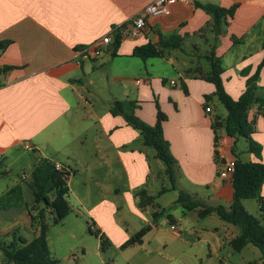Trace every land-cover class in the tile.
<instances>
[{
	"label": "crops",
	"instance_id": "1",
	"mask_svg": "<svg viewBox=\"0 0 264 264\" xmlns=\"http://www.w3.org/2000/svg\"><path fill=\"white\" fill-rule=\"evenodd\" d=\"M149 1L0 0V43L4 44L0 69H6L0 78L2 169L9 174L5 161L17 163L21 151L32 152V171L24 174L29 182L35 165L51 159L72 174L68 202L73 212L69 216L87 213L88 226L117 247L123 248L145 230L143 242L134 246L150 249L157 245L166 256L178 254L181 264H209L214 257L216 264H226L227 256L221 253L239 232L229 230L231 224L224 221L214 227L217 242L206 241L198 230L183 227L172 209L179 207L184 218L189 213L198 215L177 203L182 191L208 206L228 207L234 199L232 179L223 178L222 173L226 162L236 159L235 140L214 127L215 116L224 118L228 113L219 115L216 85L202 76L211 69L207 55L214 48L224 67L221 77L226 93L237 100L246 92L247 79L264 58V0H191L186 4L175 0L170 15L150 17L139 37L121 39L115 56V42L104 46L97 57L81 55L82 49L138 15ZM197 3L225 9L236 6L222 35L207 26L213 16ZM173 34L183 38L181 49H167L164 58L133 56L136 47L150 42L159 45ZM140 79L143 82L138 84ZM258 84L264 87V67ZM125 100L137 104L135 116L150 126L158 123L159 113L165 116L163 136L175 160L171 190L179 192L171 208L169 202L167 206L156 202L140 206L139 191L145 189L155 196L151 194V159L161 160L144 144L140 131L122 115L111 114L114 103ZM248 120L255 128L252 138L262 146L264 164L263 113L254 108ZM238 144L239 140L237 149ZM245 151L240 152L241 160H257ZM165 168L167 172L166 164ZM26 183L15 186L25 192ZM162 210L155 219V213ZM169 222L172 232L166 229ZM20 225L35 226L26 208L0 211V238ZM203 239L209 245L207 254L197 250ZM0 253L4 255L2 248ZM0 264L12 263L4 255Z\"/></svg>",
	"mask_w": 264,
	"mask_h": 264
},
{
	"label": "trees",
	"instance_id": "2",
	"mask_svg": "<svg viewBox=\"0 0 264 264\" xmlns=\"http://www.w3.org/2000/svg\"><path fill=\"white\" fill-rule=\"evenodd\" d=\"M198 8H202L207 13L213 16V21L208 24L211 30L218 36L224 32L223 28L226 27L229 22L228 18H233L236 6L225 9L218 5H201L198 4ZM235 38V37H234ZM235 41H239L236 38ZM183 38L176 36L175 34L164 37L161 39L159 45L152 44V42L138 46L134 49L133 56L141 59H156L166 57L167 49H181L183 46ZM121 44V37L119 35L115 38V44L113 45L115 56L117 49ZM4 46L0 43V48ZM207 59L211 65V69L202 76V79L210 81L216 85L217 91L214 96L225 107L228 114L226 117L214 118V127L217 131L221 130L226 135L235 140L233 148L235 159V172L232 177V186L234 189V199L228 206H208L203 202L197 200L192 194L182 191L179 195L177 203L180 204L187 211H197L200 218H205L208 215L215 212L223 221L234 225L239 230V234L231 239L230 244L234 251L240 252L249 243L259 247V250L263 253L264 257V197L261 195L262 186L264 183V164L262 162V146L256 142L252 137L255 131L254 125L248 120L250 111L257 108L258 111L263 113L264 116V87L258 84L259 75L264 67V58L260 63L256 72L247 79V90L239 99L235 100L226 93L223 85L222 74L224 67L222 61L216 57L215 49L212 48ZM6 69H0V78ZM137 104L132 101H116L112 106L111 114L122 115L128 125L141 132L144 144L150 146L157 153V159L163 161L167 166V173L171 176V181L174 183L175 160L172 156L169 143L164 138L162 122L165 120V116L159 113L158 123L155 126L142 121L135 116ZM244 139L246 141L247 149L245 152L254 155L257 160L255 161H243L241 160V153L237 149V141ZM219 137L216 136V147L218 148ZM240 154V155H239ZM216 155L219 153L216 149ZM2 162L0 161V174L6 175L2 169ZM71 172L66 169H59L55 161L51 159H42L32 172L28 186L31 189L34 205L42 206L39 213V221L36 215L33 214L32 209H28L33 221L37 220V226L40 228V234L36 239L28 241L22 237L15 239L10 243L8 247L2 248L5 257L8 262L12 264H58V261L51 256V252L48 246L47 239V226L45 224V212L49 210L54 216V224H60L66 220V218L73 212V208L68 202L70 189L68 186L69 177ZM166 189H162L161 193ZM141 202L140 206H151L156 202L157 197L149 196L147 191L141 190L138 192ZM13 196L16 198L17 203L24 198V192L20 185H16L11 188L6 194L0 197V211L14 206V203L10 200ZM248 199H255L259 203V209L261 212V218L250 214L244 207V201ZM12 202V203H11ZM17 205V204H15ZM164 210L157 211L155 213V219L158 218ZM89 232L99 235L101 237V248L105 250L111 245V242L98 231H93L91 227ZM146 234L145 230L136 233L128 241L126 246H134L141 244Z\"/></svg>",
	"mask_w": 264,
	"mask_h": 264
},
{
	"label": "rangeland",
	"instance_id": "3",
	"mask_svg": "<svg viewBox=\"0 0 264 264\" xmlns=\"http://www.w3.org/2000/svg\"><path fill=\"white\" fill-rule=\"evenodd\" d=\"M216 105L218 107L219 115L228 113L225 107L218 100H216ZM245 150L246 141L244 139H240L238 152L240 153ZM21 152L22 153L18 155L21 156V158L17 161V163H15L12 159L7 160L4 163L5 166H10L11 172L7 175L0 174V197H2L3 194H6L10 187H13L15 184L20 182L26 183L28 180L27 178L24 179L22 177L25 173H31L34 164V156L32 152ZM150 152L153 153V150H150ZM151 166L153 168L151 194L157 197L156 203L167 206V203L169 202V206L171 208V202L177 198L179 192L178 190L175 191V189L171 190L173 182L171 181V176L166 172L165 163L156 159H151ZM163 166L164 169H162ZM164 188L167 189L166 192L158 194V191ZM24 190V198L18 201V203L16 198L14 199L15 196L10 198V200L14 203V208L16 210L18 208H26L27 210L29 208L32 209L33 214L36 215V218L39 221V213L41 212V209H37L32 202V199L34 198L27 183ZM244 207L250 214L261 218V212L257 200H245ZM9 208L13 211L15 210L13 206ZM40 208H42V206H40ZM175 209L176 210H174V208L172 209V213H174L176 219L182 221L181 223L183 224V227L188 230L192 229V232H194L193 229L198 230L201 233L200 236L206 239V241L207 239H214V241L217 242L219 234H216L214 227L225 223L217 214L212 213L208 215L207 218L205 217L204 219H201L198 215L189 213L188 217L184 218L181 214V210H179V207ZM10 215L12 214H8V216ZM81 216L82 217H77L76 213H74L64 222L54 224V216L52 213L49 210L45 212L44 220L47 226L48 246L51 256L58 261V264H181L178 254L174 253L171 257L166 256L162 247H158L157 245L151 247L150 249H148L147 246H129L125 249L117 247L110 241L111 245L105 250H102L101 237L89 232V226L87 223H90V217L87 213H81ZM32 224L37 226V220H32ZM35 226L33 229L25 228L23 225L18 226L15 231L13 230L15 228L9 229V236H3L0 238V249L8 247V245L12 243L10 241L11 239L14 241L13 238H9L10 236H15L17 240L19 237L27 239L28 241L36 239L40 234L41 225L39 227ZM228 228L231 231L239 232L235 226L229 225ZM166 229L172 232L170 230V222L168 223ZM219 233L223 234L224 232L220 230ZM106 238L108 239L107 236ZM204 239L201 243H199L197 250H199L200 253L207 254L209 253V245ZM189 241L193 242L191 238H189ZM184 245H187V243ZM221 256H227L226 264H264L263 253L259 250V247L251 243H249L240 253L234 251L231 244H228L226 249L222 251ZM2 257H4V255L0 253V261L2 260ZM213 262L215 264L219 263L217 257H214ZM213 262H209V264H214Z\"/></svg>",
	"mask_w": 264,
	"mask_h": 264
},
{
	"label": "built area",
	"instance_id": "4",
	"mask_svg": "<svg viewBox=\"0 0 264 264\" xmlns=\"http://www.w3.org/2000/svg\"><path fill=\"white\" fill-rule=\"evenodd\" d=\"M175 0H151L149 1L140 11L138 15H136L128 22H125L123 26H119L114 28L109 34H106L103 38L93 43L90 47L81 50V55L84 58H94L97 57L102 48L104 46H109L115 42V38L117 35L121 37V39L130 37L136 38L139 37L146 27V23L150 17L157 18L161 16H168L171 13V4ZM191 0H178L181 4H186ZM143 82L142 79L138 80L137 83L141 84ZM171 84H176L174 80H171ZM208 112H212V108H207ZM29 148V147H27ZM235 159L228 160L226 162L224 171L222 173V177L226 179H232L233 174L235 172ZM25 178V176H23ZM171 229H176L175 226H172Z\"/></svg>",
	"mask_w": 264,
	"mask_h": 264
}]
</instances>
